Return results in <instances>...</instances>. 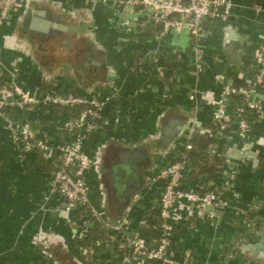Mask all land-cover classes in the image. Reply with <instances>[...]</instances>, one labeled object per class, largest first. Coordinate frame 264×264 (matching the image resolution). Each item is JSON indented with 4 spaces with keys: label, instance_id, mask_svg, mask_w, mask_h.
Listing matches in <instances>:
<instances>
[{
    "label": "crops",
    "instance_id": "obj_1",
    "mask_svg": "<svg viewBox=\"0 0 264 264\" xmlns=\"http://www.w3.org/2000/svg\"><path fill=\"white\" fill-rule=\"evenodd\" d=\"M231 1L230 15L217 16L209 29L204 41L208 53L201 70L194 66L187 33L171 30L155 43L153 35L162 25L147 23L144 12L117 7L112 0H22L0 25L1 76L14 71L16 81L28 88L52 84L97 95L116 85L122 92V132L130 131L135 138L123 139L120 129L114 138L84 143L93 164L90 201L101 217L106 238L114 235L112 225L124 217L132 231L138 232L143 213L156 209L157 193L154 185L149 189V176L175 154L176 142L191 123V116L206 127L211 112L206 92L214 95L219 91L214 75L243 70L256 45H261L264 54V11L252 9L261 0ZM34 9L44 10L65 25L85 22L83 31L61 30L59 36L71 34L85 40L87 47L75 49L72 57L81 53L85 63L95 67L81 69L75 60L54 64L60 53L46 44L54 37L40 41L37 38L42 35L27 27ZM230 32L242 42L229 37ZM154 47L164 63L160 71L171 70L167 56L176 57V69L167 80H161L147 65V53ZM34 50L49 59L34 58ZM108 72L114 73L112 79L107 78ZM260 93L264 108V85ZM52 117L41 109L29 110L27 123L34 131L50 136L56 132L50 125ZM174 118L181 127L162 143L163 129ZM57 133L62 137L61 131ZM226 139L224 161L214 177L224 179L230 207L214 213L193 207L188 213L186 205L178 207L180 219L175 222L172 251L179 264H264L244 247L259 239L264 226V118L253 124L244 144L233 134H226ZM112 149H139L137 157L145 160L135 179L137 186L127 199L109 196L103 186L100 168ZM45 162L35 151L22 150L0 120V264H107L108 243L100 252L82 254L81 241L74 240V230L66 220L63 199L50 188L51 168ZM192 184L194 179L186 180V185ZM114 256V263H119L121 255Z\"/></svg>",
    "mask_w": 264,
    "mask_h": 264
},
{
    "label": "built area",
    "instance_id": "obj_2",
    "mask_svg": "<svg viewBox=\"0 0 264 264\" xmlns=\"http://www.w3.org/2000/svg\"><path fill=\"white\" fill-rule=\"evenodd\" d=\"M22 0H0V25L9 15L11 9L21 4ZM106 3L109 0H100ZM117 7H125L146 14V21L152 24L161 23V30L153 35V41L158 43L171 30L183 31L190 38L191 51L194 54V66L204 68V55L208 53L205 45L206 36L214 19L222 15L227 17L232 9L231 0H112ZM219 8L222 11L219 12ZM255 13L264 11V1L253 4ZM146 24V23H145ZM146 60L149 68L160 74L164 63L157 54L156 47L151 48ZM256 66L252 70H235L231 75H214L219 83L217 94L207 93V103L211 106L209 120L217 125L219 130L227 129L226 134H233L244 144L250 135L254 123L264 118V108L261 103L260 89L264 85V54L261 45L251 50ZM180 63V59L179 62ZM167 64V63H166ZM140 67V66H139ZM167 69V68H166ZM5 76L0 75V120L11 134L12 140L24 151H40L45 154L53 166L50 169V188L63 199L66 220L74 230V240L81 241L86 235L87 220L84 215L75 214L76 206L85 205L92 214L100 220L101 217L90 201L91 186L89 173L92 160L88 156L85 141H98L100 138H114L121 126L122 115L120 103L114 107L116 98L121 101V93L116 85L111 86L108 92L97 95L81 94L70 89L51 86L46 91L39 87L28 88L20 81H16L15 72L8 71ZM239 79L241 84L234 81ZM194 94L190 95L193 98ZM54 106L79 107L73 115H58L50 119L56 132L44 136L34 131L29 123L21 124L13 121L10 114L20 113L24 109H41L49 112ZM112 109V110H111ZM9 111V113L6 112ZM50 115V114H49ZM191 123L176 142L175 154L168 162L150 174L149 189L157 193V216L153 227L158 230V237L148 242L137 231H132L128 217L112 225L114 235H119L124 241L121 261L115 264H124L125 261L134 264H179L176 254L172 251L173 231L176 220L180 219L178 207L186 205L191 212L195 209L205 210L208 205L209 213L224 210L230 207L229 199L222 193L226 191L223 183L220 189L208 181L202 191L194 189L195 177L189 175L190 168L183 158L185 149L191 147L192 133L207 131V127L190 117ZM57 131H61L62 137ZM123 139L128 141L135 138L130 131L122 132ZM187 179H194V184L186 185ZM139 194L136 195L138 197ZM144 217L140 218L142 225ZM103 223H106L103 221ZM253 228V227H252ZM84 256L94 254V250L80 247Z\"/></svg>",
    "mask_w": 264,
    "mask_h": 264
},
{
    "label": "trees",
    "instance_id": "obj_3",
    "mask_svg": "<svg viewBox=\"0 0 264 264\" xmlns=\"http://www.w3.org/2000/svg\"><path fill=\"white\" fill-rule=\"evenodd\" d=\"M147 27H145V29ZM150 27H148L147 29H149ZM167 58H169L170 60L169 67L171 68V70H162L160 74H158V77H160L161 80H167L168 77L173 74L172 72L176 69L177 60L175 55L172 54L170 56H167ZM255 66L256 62L254 58L252 56H247L244 62L243 69L252 70ZM234 83L241 84L242 81L236 79ZM51 85L52 84L42 85L40 89L42 91H46L51 87ZM118 104L119 100L118 98H116L113 108H116ZM78 108L79 107L76 106L72 108L66 106H54L50 109L49 112H51V116L62 114L70 116L76 113V110ZM6 112L9 113L8 110H6ZM28 114L29 110L24 109L18 115L10 114L9 116L13 121L25 124L28 120ZM206 127L208 129L207 131L195 130L192 133L190 138L191 147L183 151V158L186 160V163L190 168L189 175L191 177H195L196 179L194 189L197 191H202L206 188H212V185H207L209 180L215 181L214 184L220 189L224 180L219 177L215 178L214 173L220 169V166L224 161L222 150L228 142L226 139L227 129L219 130L217 125L210 120L207 121ZM35 153L42 160L47 161L44 165H46L48 169L52 168L53 163L45 157L44 153L38 150L35 151ZM222 195L227 198L228 196H230V192L223 191ZM73 212L78 215H84L85 219L87 220L86 235L81 239L82 247L100 252L103 247L105 248V243L110 244L111 246L109 245V249L107 252V264H115L114 262H116V256H114V254L118 256L123 251L121 242H123L124 240L119 235L108 236V238H106L104 225L92 214V211L89 210L85 205L76 206L73 209ZM143 214L144 221L140 226L138 233L143 236L146 241L153 242L154 240H156L159 234L158 230L153 227L157 216V210L149 209L146 210ZM91 222H94L92 226H90ZM111 254L114 257H112Z\"/></svg>",
    "mask_w": 264,
    "mask_h": 264
},
{
    "label": "flooded vegetation",
    "instance_id": "obj_4",
    "mask_svg": "<svg viewBox=\"0 0 264 264\" xmlns=\"http://www.w3.org/2000/svg\"><path fill=\"white\" fill-rule=\"evenodd\" d=\"M60 33L61 30L53 29L46 37H55ZM38 37L40 41L46 39L45 36ZM73 59L81 69L95 67L93 64L85 63V57L81 53L75 54ZM138 151L139 149H112L106 153L105 163L100 170L103 186L109 196L127 199L133 192L135 187L128 186V183L131 179H136L138 167L144 162V159L135 155Z\"/></svg>",
    "mask_w": 264,
    "mask_h": 264
},
{
    "label": "water",
    "instance_id": "obj_5",
    "mask_svg": "<svg viewBox=\"0 0 264 264\" xmlns=\"http://www.w3.org/2000/svg\"><path fill=\"white\" fill-rule=\"evenodd\" d=\"M222 8H219V11H221ZM33 16L30 17V21L27 24V27L29 28V32H34L36 34H41L42 36H46L50 34V31L53 29L58 30H68V31H83L86 27L85 22L79 23V25H75L72 23L69 24H62L60 23V19L53 18L47 14H45L44 10L42 9H34L32 10ZM161 24V23H160ZM229 35V34H228ZM229 37H234L240 42H242V39L239 38L234 32H230ZM113 72L107 73V78L112 79L113 78ZM181 122L174 118L168 121L167 126L165 129H163L161 142L165 143L167 139L172 138L176 131L180 129ZM137 156V154H135ZM145 161V160H144ZM136 187L137 182L135 179H131L128 183V186ZM205 210H209V206L206 205ZM246 249H250L252 255L259 258L262 262H264V226L261 230L259 239L254 243H248L244 246Z\"/></svg>",
    "mask_w": 264,
    "mask_h": 264
},
{
    "label": "rangeland",
    "instance_id": "obj_6",
    "mask_svg": "<svg viewBox=\"0 0 264 264\" xmlns=\"http://www.w3.org/2000/svg\"><path fill=\"white\" fill-rule=\"evenodd\" d=\"M5 37V35L3 36ZM47 46L53 47V50L60 53L58 59L54 61V64L58 66H62L65 63H68L69 61H73L72 55L75 53V49L77 48H86L87 43L83 39H78L76 35L72 36L71 34H63L61 36H55L52 39H48ZM34 58L39 59L40 61H43V58H48L49 56H42L43 54L41 52H38L36 50L33 51ZM52 60V58L50 57ZM43 69H46V64L43 65ZM141 166L138 167V170H140ZM142 170V169H141Z\"/></svg>",
    "mask_w": 264,
    "mask_h": 264
}]
</instances>
